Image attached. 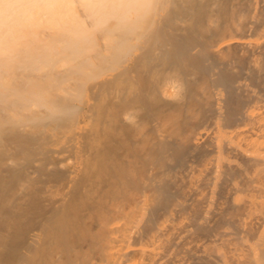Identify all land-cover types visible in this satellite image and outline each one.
<instances>
[{
  "label": "bare ground",
  "instance_id": "6f19581e",
  "mask_svg": "<svg viewBox=\"0 0 264 264\" xmlns=\"http://www.w3.org/2000/svg\"><path fill=\"white\" fill-rule=\"evenodd\" d=\"M188 27L220 63L244 56L263 94L248 93L243 119L193 132L195 146L228 137L223 155L151 175L171 138L154 122L196 89L213 96L216 70L170 48L169 30ZM221 157L253 162L242 189L213 198ZM139 170L151 179L129 196ZM227 203L251 247L214 226ZM78 232L93 233L85 247L67 243ZM263 237L264 0H0V264H263Z\"/></svg>",
  "mask_w": 264,
  "mask_h": 264
},
{
  "label": "rangeland",
  "instance_id": "374dc122",
  "mask_svg": "<svg viewBox=\"0 0 264 264\" xmlns=\"http://www.w3.org/2000/svg\"><path fill=\"white\" fill-rule=\"evenodd\" d=\"M255 7H256V4H255ZM255 7H253V9H250V12L251 13L247 12L249 9L246 10V13H244L246 15V16H244L245 17L244 19L246 21H247V19L251 18L254 15V13H256V11H255L256 8ZM248 13H249V15H247ZM250 15H251V17H250ZM164 20L161 23L162 25H165L166 22H167L166 21L167 20L166 18H164ZM188 29H189V27H188ZM188 29H186L184 32L183 31H177L178 33L175 30H173V31H172V29L169 30L170 33L168 32V36H169L168 39H170V41H169L170 48L182 50L184 52L185 61H187L188 64L193 65L194 68L196 67V69H200V68L206 69L207 71L208 70L209 71H213V73L216 72L217 74L216 73L214 74V80L216 79L218 83L216 84L214 80L212 81V84H213V86H212V88H213L212 93H213V96L214 97L212 96V97L209 98V97L206 96V94H204L203 92H201L203 89L202 90L201 89H196V91L193 93L194 96H193V94L192 95H189V96H192V97H189V99L187 97L184 100L187 103L184 104L185 102L183 101L184 103L182 104V106L178 107V108H181V107H183V108H181V109L176 108V110L175 109L174 110L172 109L170 112H168L169 114L167 113L165 115L164 120L161 117L162 122H161L160 117H158L160 120L157 117H155V120L157 118L159 121H158V123L157 122H154L155 123L154 126L155 127H158V125L161 123L162 124V127L164 126L163 129L165 130V132L169 136H171V138L169 139L170 141L168 140L169 141V144L166 145L165 150L164 149H161V146L158 144L157 146L159 147V149L157 148L156 151L152 152V155L150 157V160L148 161V164L150 166L149 168H151L150 169L151 175L156 174V172L158 170H162L163 169L162 167H164L165 169H169V168L172 167L171 169H169L170 171L172 170L173 172H178V171H180V169L182 170V168H185L186 165H188L189 163H191L192 160H193V162L195 160L198 163H202V162H204L206 160V158H208V156H211V154L212 155L217 154L219 156L220 155H223V153H224L223 150H225L227 147H229L231 145V141L229 140L228 137H226L225 135L222 136L220 134H217L214 130H211L207 134L209 137L206 135L203 138L204 140L201 141L200 145L199 146H195V145H193V141H192L193 132L196 131V129H198L203 122L205 123V121H207V120L210 121V119H211L212 116L215 117V118L212 117V119L215 120V122H217L219 124L220 123L221 124L222 123L223 124L235 123V122L239 121V118H240V120L243 119L244 118V107L247 104L248 99L251 96H257V95H262L263 94V92H262L263 91V89H262L263 87H261V85H260L261 84L260 80L258 81L257 78H255L254 75L248 76V79H247V77H245V74L242 73V72H244V69H245V58H244V56H242V55L239 56L237 58V61H235L233 63L234 66L232 64H229L228 65L225 62H223V64H222V63H220L222 61L219 60L218 56L215 53H212V51L208 48L207 43H206V40L204 39V36H202L200 34H198L199 35L198 36L197 33H194V31H196V30L191 29V28L189 30ZM170 36L172 38H170ZM172 40L174 42H172ZM179 46H180V48H179ZM182 47H184V50L182 49ZM185 49H186V51H185ZM185 52H186L187 55H185ZM194 54H195V56H194ZM242 62H243V64H242ZM219 65L221 67H219ZM198 66L199 67L201 66V67L199 68ZM249 77H250V79H249ZM243 80H245V81H243ZM143 83H144V80L142 78V80L140 81V84L143 85ZM220 83H221V85H219ZM246 85H248V86H246ZM202 88H204V87H202ZM244 93H247V95H244ZM248 93L251 96L248 95ZM195 94H197V95H195ZM199 94H201V95H199ZM245 96H249V97H245ZM245 99H247V100L245 101ZM216 101L219 102L218 105H220V103H221V105H223V106H221V107L219 106L218 107ZM214 103H215V105H213ZM219 108H222L220 110L221 113H218L219 112ZM155 120L153 119V121H155ZM208 122H206V123H208ZM186 134H189L190 136L192 134V137H190V136H188ZM211 134L212 135L214 134V135L212 136ZM215 134L218 137H215L216 136ZM188 137H189V139H187ZM157 146H155V148ZM155 148L153 150H155ZM220 151H223V152L221 153ZM191 152H193V153H191ZM151 158H153V159H151ZM190 158H192V159L190 160ZM221 158H222V160L225 159L224 157H221ZM189 160H190V162H189ZM222 160L220 159L218 164L222 163L223 166H221L222 164H220L217 168H215V169H219L217 171L215 170V173L213 174L215 177H213V175L212 176L210 175L209 176V180L210 181L208 180L209 181V184L208 185H205L206 186L205 189H208V190H206L207 196H209V195L212 196L213 195L212 196L213 198H215V193L218 196H220L222 194V192H223L222 189H224V187H226V184L227 185H230L232 187H236V189H242L243 186H244V183L248 180L247 179L248 177L245 176L246 175L245 173H247V175L249 173V171L246 172L247 169H248V167H249V165L251 164L249 162H253V161H250V159L248 161H246L247 159H245V160H243V162L241 160L242 164H240L241 163L240 161H238L240 163H236L235 164L231 160L232 161L231 163L235 165V166L233 165L234 166L233 167L232 164L229 162L230 160H227V161L224 160V162H222ZM165 163H167V164H165ZM163 164H164V166H163ZM169 164L171 165V167H170ZM183 164L185 166H183ZM236 165L238 166L237 168H235ZM159 166H161V168ZM166 166L169 167V168H167ZM158 167H159V169H158ZM223 167H225V168H223ZM156 168L158 169L157 171H156ZM173 168H175L174 170H176V171H174ZM243 168L244 169L247 168V169L244 170ZM177 169H178V171H177ZM224 170H225V172H224ZM228 170H230V171H228ZM220 171H223L224 174L222 172L220 173ZM227 171H228V173H227ZM216 173H218L219 175L220 174H223L222 176L224 178H221L220 179L219 178V175L216 174ZM241 173L244 175L243 178H242V174ZM235 175H236V177H235ZM210 177H212V178H210ZM220 177H221V175H220ZM215 178H216V180H214ZM233 178H236V180L233 179ZM150 179H151L150 178V175L148 177L145 174H143V171L139 170V176L137 178H135L133 180V182L131 183V187H130V191H129L128 195L129 196H132V195L138 193L139 192V189L144 188L145 186L147 187ZM211 179H213L215 182L214 181L212 182ZM245 179H246V181L244 182ZM233 180L235 182H237V181L238 182L235 183ZM218 181L219 182L221 181V182L219 183ZM224 182L225 183L227 182V183L225 184ZM228 182H230V183H228ZM233 182L235 184H233ZM217 183L220 184V186H218ZM239 184H242V187ZM213 185L215 186L216 190L213 187ZM210 188L212 189V191H211ZM171 191H173V190L172 189L170 190V192H169L170 194H168L167 201H168V199L173 200L174 199L173 197L176 196V193L173 194V192H171ZM208 192L209 193L212 192V193L209 194ZM218 196H216V198ZM212 197L211 198L208 197V198L210 200H214ZM208 205H211L210 202H209ZM227 205H228V203L226 204V207H227L226 209L227 210H225L224 213L220 214L217 217V221L214 222L215 223L214 226L216 227L217 230H218V228H219V230H221V227L223 228V226H224V228H227V229L229 228L228 230L231 232V235L233 234L232 236H234L233 238H235L237 242L245 243V244L247 243L246 245H249V247H251L252 245H250V243L251 242L253 243V241L255 242L256 241V238L258 239V237H255V239H254V237H252L254 240L251 237H249V238L247 237L246 238V233L242 232V230H240L239 226L235 222L232 221V216L234 215V214H232V211H235L234 208L232 207V204L229 203V205L228 206ZM229 206H230V208H229ZM208 209L211 212H213L212 205ZM92 236H93V233L92 232H88V233L87 232H83V233L82 232L73 233V234H71V235H69L67 237V243L69 241L68 244H71L73 246L76 245L75 246L76 248H78V246H79V248L85 247L86 246V243H87V240L89 241ZM77 237H78V239H77ZM251 239L253 241H251ZM77 240H78V242H77ZM262 241H263V244H264V237H263V240ZM72 242H74V244ZM212 244H213V246H212ZM212 244H211V246L214 248L215 252L217 250L216 255H218V253H219V255H221L222 252H218V251H221V246L219 244H217L216 242H214ZM238 245H240V244H238ZM262 255L263 256H261V257H263L262 259H263V264H264V245H263V253H262ZM214 260L216 261L218 259H214ZM218 262H220V261L218 260L217 263L216 262L215 263L218 264ZM249 264H251V263H249Z\"/></svg>",
  "mask_w": 264,
  "mask_h": 264
}]
</instances>
